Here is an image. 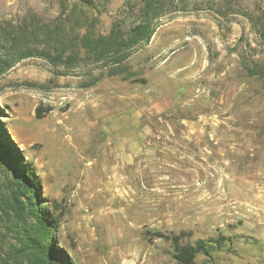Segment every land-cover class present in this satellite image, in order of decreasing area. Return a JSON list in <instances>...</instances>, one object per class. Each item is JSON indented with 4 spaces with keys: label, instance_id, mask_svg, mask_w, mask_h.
Masks as SVG:
<instances>
[{
    "label": "rangeland",
    "instance_id": "rangeland-1",
    "mask_svg": "<svg viewBox=\"0 0 264 264\" xmlns=\"http://www.w3.org/2000/svg\"><path fill=\"white\" fill-rule=\"evenodd\" d=\"M83 1L0 0V122L58 246L72 264H177L150 233L221 235L195 264H264V1L164 0L120 64L79 38L128 32L142 0ZM129 106L145 140L122 130Z\"/></svg>",
    "mask_w": 264,
    "mask_h": 264
},
{
    "label": "trees",
    "instance_id": "trees-1",
    "mask_svg": "<svg viewBox=\"0 0 264 264\" xmlns=\"http://www.w3.org/2000/svg\"><path fill=\"white\" fill-rule=\"evenodd\" d=\"M83 2L90 4L88 0ZM163 5L164 0H142L139 20L128 32L113 25L107 36H95L86 29L79 38L80 43L95 61L110 59L113 63L120 64L129 57L127 52L130 49L150 42L154 22L161 17ZM75 25L80 28L78 23ZM25 36L27 35L23 34L18 38L24 39ZM60 36H56L58 41L62 39ZM33 53L31 49L22 50L19 58L33 56ZM43 54L49 56L47 53ZM0 175L7 183L6 193L0 195V223L15 238V243H9L7 249L0 252V264H72L54 238L57 221L49 218L45 212L46 207L41 206L39 184L35 182L29 166L22 165L20 151L10 140L1 122ZM150 237L169 242L177 264H195L199 254L210 256L212 252L221 249L225 241L219 235L216 239H199L192 244L183 245L182 233L165 234L160 231L150 233Z\"/></svg>",
    "mask_w": 264,
    "mask_h": 264
},
{
    "label": "crops",
    "instance_id": "crops-1",
    "mask_svg": "<svg viewBox=\"0 0 264 264\" xmlns=\"http://www.w3.org/2000/svg\"><path fill=\"white\" fill-rule=\"evenodd\" d=\"M126 96H127V94L124 93L123 97L126 98ZM123 113H124V117H123L124 125H123L122 130H125V128H127L125 124L127 122H129L128 125H130V130L133 131L131 141H133V143H134V141H138V139L145 140V139L139 138V135H142L141 131H144L143 136L147 134L146 126L141 128L142 126H140V124H139L140 118H141L140 111H138V109L136 107L129 106V107L124 108ZM125 115L127 116V118ZM135 131H137V133H134ZM123 144H124V142H123Z\"/></svg>",
    "mask_w": 264,
    "mask_h": 264
}]
</instances>
